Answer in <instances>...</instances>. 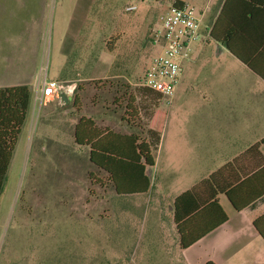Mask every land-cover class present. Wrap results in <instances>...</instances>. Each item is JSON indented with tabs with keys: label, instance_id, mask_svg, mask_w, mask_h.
Listing matches in <instances>:
<instances>
[{
	"label": "rangeland",
	"instance_id": "1",
	"mask_svg": "<svg viewBox=\"0 0 264 264\" xmlns=\"http://www.w3.org/2000/svg\"><path fill=\"white\" fill-rule=\"evenodd\" d=\"M174 1L0 0L2 38L34 40L36 77L69 78L59 83L72 98L67 104L54 98L52 109L36 102L21 129L0 193V264L183 261L171 201L205 175L177 174L166 163L174 161L175 150L191 151L187 141L176 142L179 137L208 128L204 105L209 88L224 86L234 97L244 68L229 53L218 54L214 40L207 38L192 54L195 63H184L172 98L161 101L138 87L160 52L151 44V32ZM181 1L198 10L207 8L205 24L210 27L223 0ZM130 4L136 10L126 11ZM69 37L72 49L66 55ZM129 97L137 116L127 123ZM215 97L219 101L220 93ZM157 108L165 113L166 123L158 150L152 148L157 166L151 188L144 194L118 195L108 175L89 162L88 148L75 143L74 124L84 117L101 130L143 137ZM215 109L219 115L226 113ZM233 124L229 121L226 128L235 130ZM223 206L230 213L225 202Z\"/></svg>",
	"mask_w": 264,
	"mask_h": 264
},
{
	"label": "crops",
	"instance_id": "2",
	"mask_svg": "<svg viewBox=\"0 0 264 264\" xmlns=\"http://www.w3.org/2000/svg\"><path fill=\"white\" fill-rule=\"evenodd\" d=\"M2 14L0 5V88L22 85L30 87L31 106L28 120L35 111L36 97L43 81L53 80L45 76L36 77L34 40L2 38ZM219 16L220 36L223 38L229 32L228 43L232 49L223 42L214 40L216 51L218 54L229 53L244 70L238 73L234 97L224 86L219 85L214 91L209 88L208 102L204 105V110L210 117L205 120L208 128L202 130L199 135L189 134L176 140L178 143L187 141L191 151L175 150L172 156L174 161H168L166 168L177 174L198 173L205 176L173 198L171 217L176 197L230 165L229 172L240 177V180L233 184L234 187L238 186V195L249 196L246 197L247 200L253 197L254 200L242 210L235 211L227 197L218 193L215 198L219 209L205 206L190 216L187 222L193 227L194 233L191 231V235L201 236L186 249H181V264H264V239L254 224L256 221L260 231L264 232V212L260 211V206L264 204V194L259 197L260 193H264V145L259 144L264 138V0H223L212 24ZM72 39L69 37L64 43L63 51L66 55L71 52ZM189 62L195 63L192 58ZM57 82L68 83L69 78ZM218 92L220 102L216 101L215 97ZM43 103L50 109L56 106L54 100ZM216 107L226 113L219 115L213 112ZM80 118H77L74 127ZM231 120L234 121L235 130L230 131L226 126ZM100 122L103 123L104 120L100 119ZM165 123L166 118L157 141H154L147 131L145 136L141 137L148 144L151 155L152 148H159ZM94 126H98L96 121ZM121 134L137 135L134 132ZM256 144L258 147L251 149ZM156 166L154 159L153 168L147 169L150 178ZM248 178L252 180H245ZM224 202L229 206L230 213L225 211ZM220 210L227 216L226 221L221 223ZM206 230L208 232L202 234Z\"/></svg>",
	"mask_w": 264,
	"mask_h": 264
},
{
	"label": "trees",
	"instance_id": "3",
	"mask_svg": "<svg viewBox=\"0 0 264 264\" xmlns=\"http://www.w3.org/2000/svg\"><path fill=\"white\" fill-rule=\"evenodd\" d=\"M182 4H184L182 1L175 0L171 6H181ZM220 18L221 16L211 24L209 38L217 42H223L232 49L228 43L229 32L223 38L220 36ZM130 98L125 107L126 111L130 112H127V123L131 120L133 122L137 116L134 107L130 105L134 101ZM72 103H76V98ZM30 106L31 89L29 86L0 88V193L3 190L6 172L21 129L28 118ZM165 118V113L157 109L152 110L150 113L146 131L154 141H157L162 133ZM73 134L74 141L78 146L88 148L89 162L108 175L116 194L135 195L149 191L151 181L147 175V169L153 168L154 159L148 144L141 137L134 134H120L106 129L101 130L94 126L91 119L84 117H81L75 125ZM259 144L264 145V138ZM256 147H258L257 144L251 149ZM229 169L230 165L222 168L175 198L172 220L175 224L180 249H186L201 236L191 235L193 227L188 224L187 220L205 206H209V208L218 207L219 209L215 198L218 193H222L227 197L235 211L242 210L249 202L254 200L253 197L247 200L246 197L249 196L242 197L238 195V186L234 187L233 184L240 180V177L230 173ZM245 180L251 181L252 179ZM263 194L260 193L259 197ZM241 200L245 201L240 204ZM220 212L222 213V218L219 221L221 223L226 221L227 216L222 210ZM254 224L264 239V232L260 231L256 221H254ZM208 230L202 234H206ZM206 264L214 263L207 262Z\"/></svg>",
	"mask_w": 264,
	"mask_h": 264
},
{
	"label": "built area",
	"instance_id": "4",
	"mask_svg": "<svg viewBox=\"0 0 264 264\" xmlns=\"http://www.w3.org/2000/svg\"><path fill=\"white\" fill-rule=\"evenodd\" d=\"M137 2L139 0H133ZM135 4L126 7V11L136 10ZM207 8L198 10L182 4L171 6L169 12L161 18V25L151 32V44L160 52L156 54L145 71L138 87L154 92L163 101L173 97L184 63L190 61L197 45L209 38L210 27L205 24ZM69 93L67 86L57 81H43L36 102L60 99V93Z\"/></svg>",
	"mask_w": 264,
	"mask_h": 264
},
{
	"label": "water",
	"instance_id": "5",
	"mask_svg": "<svg viewBox=\"0 0 264 264\" xmlns=\"http://www.w3.org/2000/svg\"><path fill=\"white\" fill-rule=\"evenodd\" d=\"M60 98L64 103H67L69 101H71V95L66 93L65 91L60 93ZM149 176V174H147Z\"/></svg>",
	"mask_w": 264,
	"mask_h": 264
}]
</instances>
